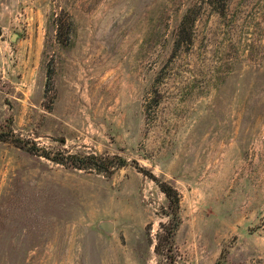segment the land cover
Returning <instances> with one entry per match:
<instances>
[{"label":"rangeland","instance_id":"374dc122","mask_svg":"<svg viewBox=\"0 0 264 264\" xmlns=\"http://www.w3.org/2000/svg\"><path fill=\"white\" fill-rule=\"evenodd\" d=\"M0 139V264H264V0H0Z\"/></svg>","mask_w":264,"mask_h":264},{"label":"trees","instance_id":"16d2710c","mask_svg":"<svg viewBox=\"0 0 264 264\" xmlns=\"http://www.w3.org/2000/svg\"><path fill=\"white\" fill-rule=\"evenodd\" d=\"M0 140H3V139H0ZM70 159L72 160L71 166H73L74 168H77V169H84L85 168V166L80 165L79 163L75 162L76 157L71 156ZM77 160H80V159H77ZM86 160L91 161V162H93L95 164H96V162H99V161L100 162H105L104 159L96 158V157H93V156H87ZM106 160H108L109 162L115 161L116 165L119 166V167H122V166L126 165L125 160H123V159L112 158V159H106ZM160 189L170 201L171 200L173 201L174 206H177V195L173 191V189H171L170 187H168L164 183L160 185ZM175 226H177V225H175ZM175 226H174L173 230H175V228H176Z\"/></svg>","mask_w":264,"mask_h":264},{"label":"water","instance_id":"95a60500","mask_svg":"<svg viewBox=\"0 0 264 264\" xmlns=\"http://www.w3.org/2000/svg\"><path fill=\"white\" fill-rule=\"evenodd\" d=\"M16 37L15 35H13V37L11 38V40ZM98 229L107 233V234H110L112 232V223L108 222V221H104V222H100L98 225H97Z\"/></svg>","mask_w":264,"mask_h":264}]
</instances>
